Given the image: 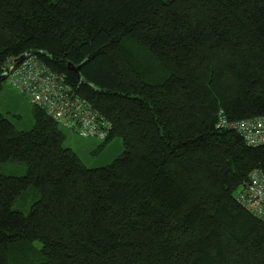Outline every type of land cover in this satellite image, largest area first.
Masks as SVG:
<instances>
[{
    "label": "trees",
    "instance_id": "1",
    "mask_svg": "<svg viewBox=\"0 0 264 264\" xmlns=\"http://www.w3.org/2000/svg\"><path fill=\"white\" fill-rule=\"evenodd\" d=\"M26 53L124 151L89 168L44 110L26 131L0 112V163L27 166L0 174V264H264V222L238 201L264 144L218 127L264 118V0H0V77Z\"/></svg>",
    "mask_w": 264,
    "mask_h": 264
},
{
    "label": "built area",
    "instance_id": "2",
    "mask_svg": "<svg viewBox=\"0 0 264 264\" xmlns=\"http://www.w3.org/2000/svg\"><path fill=\"white\" fill-rule=\"evenodd\" d=\"M11 85L44 110L61 128L82 138L106 140L112 123L83 98L65 77L31 55L8 74ZM218 127L233 129L248 146L264 144V118L229 121L223 112ZM238 201L264 222V174L254 170Z\"/></svg>",
    "mask_w": 264,
    "mask_h": 264
},
{
    "label": "rangeland",
    "instance_id": "3",
    "mask_svg": "<svg viewBox=\"0 0 264 264\" xmlns=\"http://www.w3.org/2000/svg\"><path fill=\"white\" fill-rule=\"evenodd\" d=\"M144 51H141V55L144 54L143 56L148 57L147 52ZM0 112L20 131L30 130L35 124L33 105L25 94L16 90L11 85L9 78L2 81V88L0 91ZM61 129L66 137L65 146L73 149L89 168L107 166L121 156L124 151V142L120 137H115L108 143H105V140L94 138L86 139L72 131L63 128ZM25 167H27L26 164L20 162L11 161L0 163V174L23 176L26 174ZM38 199V191L30 188L15 202L13 208L14 210L28 214L33 203ZM32 244L36 249H42V244L39 241H34Z\"/></svg>",
    "mask_w": 264,
    "mask_h": 264
},
{
    "label": "water",
    "instance_id": "4",
    "mask_svg": "<svg viewBox=\"0 0 264 264\" xmlns=\"http://www.w3.org/2000/svg\"><path fill=\"white\" fill-rule=\"evenodd\" d=\"M33 54H35V53H26V54L21 55V56H19L17 58H14L12 60V62L10 63V65L7 67L6 72L2 75V77H0V82H2L4 79L8 78V74H10L17 65H19L23 60L29 58ZM67 68H68V70L72 71L76 75L77 79L82 84H85V85L88 84L84 80V78L82 77V75H81V72H80L81 65L76 66L73 63L69 62L67 64Z\"/></svg>",
    "mask_w": 264,
    "mask_h": 264
}]
</instances>
